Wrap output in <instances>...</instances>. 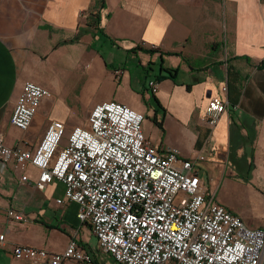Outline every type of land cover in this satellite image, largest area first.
<instances>
[{
    "label": "crops",
    "instance_id": "0c3cea01",
    "mask_svg": "<svg viewBox=\"0 0 264 264\" xmlns=\"http://www.w3.org/2000/svg\"><path fill=\"white\" fill-rule=\"evenodd\" d=\"M137 47L156 53L132 52ZM117 53L140 61L147 94L149 82L162 72H156L157 58L162 57L163 69L174 71L175 78L162 72L166 79L156 94L151 92L159 102L156 110L143 108L147 120L153 118L146 139L157 150L177 148L194 160L191 175L202 192L248 228L264 230V0H0V139L10 147L22 141L34 153L54 121L63 122L69 134L89 125L98 104L112 100L130 107L132 102L118 94L126 87V64L116 63ZM165 60L172 66L165 68ZM117 69L123 71L120 78ZM80 77L83 95L75 93L74 99L87 109L73 111L77 120L69 124L56 111H66L72 93L60 98L56 91L64 89L61 82L68 86ZM231 78L238 81L239 101L235 106L229 102V111L211 127L206 116L210 100L226 98L222 89ZM26 82L50 90L53 97L42 101L32 127L23 132L11 117ZM109 82L116 91L94 101L95 88ZM91 89L94 102L86 103L84 94ZM165 127L170 135L175 131L178 141ZM16 166L11 161L0 170L1 264H33L16 260L14 246L63 254L72 240L91 255L88 264L98 261L80 236L86 226L95 237L92 228L78 221V205L65 198L64 184L54 182L41 191L35 185L40 171L30 165L22 172ZM10 210L22 212L25 221L10 219Z\"/></svg>",
    "mask_w": 264,
    "mask_h": 264
},
{
    "label": "built area",
    "instance_id": "2783aa9c",
    "mask_svg": "<svg viewBox=\"0 0 264 264\" xmlns=\"http://www.w3.org/2000/svg\"><path fill=\"white\" fill-rule=\"evenodd\" d=\"M114 74L120 78L123 71ZM148 85L158 92L156 80ZM228 92L225 86L226 98L210 100L206 116L211 127L230 109ZM52 97L50 90L26 82L12 125L28 132L42 101ZM144 120L123 103L98 104L89 125L69 134L63 122H52L34 153L22 141L10 147L0 139V170L11 161L22 172L33 165L40 171L35 185L41 191L63 183L65 198L78 205V221L90 224L100 249L119 264H262L264 230L248 228L206 196L191 175L195 161L177 148L157 150L145 137ZM22 181L30 182L27 176ZM8 216L26 219L14 210ZM4 242L2 235L0 245ZM79 244L72 240L63 254L17 245L12 254L33 264L91 263Z\"/></svg>",
    "mask_w": 264,
    "mask_h": 264
},
{
    "label": "rangeland",
    "instance_id": "374dc122",
    "mask_svg": "<svg viewBox=\"0 0 264 264\" xmlns=\"http://www.w3.org/2000/svg\"><path fill=\"white\" fill-rule=\"evenodd\" d=\"M108 51L109 50L105 49V51H103V53L106 54ZM161 58H157V62H156L157 65L155 66L157 74H159V72L162 68V59ZM146 60H147L146 56L141 57V61H146ZM120 62L126 64L125 65L126 74L124 76V82L126 83V87L124 85L123 88H120L118 91V94L123 95L124 97H126V99L130 100L132 102L130 107L138 113L142 112V114H143V111H144L143 108L146 106H148V109L149 108L151 109V107H153L155 109V107L157 105L152 99L153 96L151 94V90H150V93L147 94L145 89H144V82L146 80H148V78L146 77L147 72H146L145 68L141 65L140 61L137 58L135 59V57H133V56H127L126 54H123V53L122 54L117 53L116 63L118 64ZM168 66H172L171 60L170 61L165 60V62H164V67L167 68ZM87 75H88L87 73L84 75L85 78ZM102 75H103V73H101L100 71H96V76H102ZM157 76H159V75H157ZM151 78H152V76H151ZM82 79L83 78L80 77L77 82L70 80L68 82L69 83L68 86L65 82H61L60 84L64 87V89L61 88L60 90L56 91L57 92L56 95L60 96V98H62V94L68 93L70 91H71L70 93H72V95H71L72 98H70V100H69L70 105L65 107L66 111H65V109H63V107H61L62 109L60 107H58V109L56 111L57 116H60V118H63V119L67 118V121L69 124H73L77 120L76 115L73 113V111L76 113L78 112L79 114H83V113H85V110L87 109L86 105L82 101H81L82 104L81 103L77 104L76 99H74L75 93H77L78 96H79V94H81L82 83H83V82H81ZM181 80H182V77H180L179 82H181ZM113 81H114V79H113ZM129 82H131V84ZM76 85H77V89H76ZM66 86H67V89L65 88ZM71 87H72V89L73 88L74 89L73 90L68 89ZM115 91H116L115 87L110 82L104 83L102 86L99 85L95 88L94 101L95 100L98 101V99L107 97L108 95L113 94ZM81 95H83V94H81ZM84 95L86 98L85 99L86 103L87 102H94V101H91V100H93V99H91L92 98V89H91L89 94H88V92H86ZM148 97H149V99L146 100V98H148ZM149 100L151 102H149ZM138 108H140V109H138ZM67 114H71V115L68 116ZM143 115L145 117V120L143 122V129H144V133L146 134L147 132H149L148 130L152 129L151 125L148 121L149 120L153 121V118L151 117V118H149V120H147L145 112ZM165 130H166V127H165ZM166 131H168V135L171 138V140L178 141V137H177V134L175 133V131H173L172 135H170V132H172V131L169 128ZM173 135H174V137H173ZM80 236L82 238H84V240L85 239L87 240V242L90 246V249L93 252V255H95L98 258L99 264H118V262L113 260L109 255H106L100 251L99 246H98L99 245L98 240L96 239V237L92 236V234L87 230L86 226H84L83 230L80 233ZM58 246H59V244H58ZM0 259H1V255H0ZM67 263L68 264H78V263L70 261V260ZM0 264H1V260H0ZM79 264H84V263H79Z\"/></svg>",
    "mask_w": 264,
    "mask_h": 264
},
{
    "label": "trees",
    "instance_id": "16d2710c",
    "mask_svg": "<svg viewBox=\"0 0 264 264\" xmlns=\"http://www.w3.org/2000/svg\"><path fill=\"white\" fill-rule=\"evenodd\" d=\"M99 22H100L99 17H97L96 23H99ZM137 51H144V52H147L149 54H155L156 53V51H154V50H150V49L149 50H145V49H143L141 47H137L134 50H132V52H137ZM149 67H151V64L149 65ZM161 70H162V72H165L166 74H168L166 76H169L171 78H175L174 71L163 69V68H161ZM162 72H161V74H159V76H157L156 82H158V83L162 82L164 79H166V76H162ZM229 73H230V69H229ZM234 83H235L236 87H234ZM228 91H229L228 92L229 102L233 106H235L238 103L239 98L241 96V90H240V87H238V81H236V80L234 81L231 78V80L229 81V84H228ZM155 100H156V103L158 104L159 102L156 99V97H155ZM159 127L162 128V125L159 124ZM92 264H99V263H98V261H94Z\"/></svg>",
    "mask_w": 264,
    "mask_h": 264
}]
</instances>
